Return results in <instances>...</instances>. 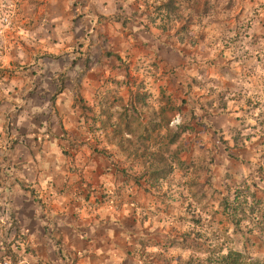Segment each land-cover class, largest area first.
Here are the masks:
<instances>
[{"label":"rangeland","instance_id":"1","mask_svg":"<svg viewBox=\"0 0 264 264\" xmlns=\"http://www.w3.org/2000/svg\"><path fill=\"white\" fill-rule=\"evenodd\" d=\"M125 3L115 22L75 16L85 36L52 66L60 82L72 69L74 104L50 98L45 115L28 105L54 152L40 163L56 170L41 189L54 193L43 209L57 225L56 264L78 262L61 222L91 240L107 226L95 241L107 264H264V0ZM12 103L3 115L15 133ZM13 222L0 264L27 254Z\"/></svg>","mask_w":264,"mask_h":264},{"label":"crops","instance_id":"2","mask_svg":"<svg viewBox=\"0 0 264 264\" xmlns=\"http://www.w3.org/2000/svg\"><path fill=\"white\" fill-rule=\"evenodd\" d=\"M125 4V0H0V234L11 232L15 217L18 233L21 229L28 247L27 254L18 264H56L58 261V231L53 234L57 225L51 223L48 209H43L47 197L54 193L41 191L44 184L52 190L56 180V170L54 172L51 165L40 163L42 156H46L52 164L50 158L54 152L50 142L46 147L38 142L41 135L36 130L37 124L27 117L36 111L45 115L46 108H40L54 105L50 98L55 100L56 108L74 104L73 95H69L74 84L67 79L72 69L61 68L64 76L60 82L55 79L58 68H52L53 62L70 53L74 44L84 38L88 17L99 25L104 18L112 20L107 22H115L116 12L125 10ZM78 12L86 13L83 22L75 21ZM5 18H9V25L5 24ZM43 57L49 58L48 66ZM87 83L90 84L84 82L83 87ZM51 90L59 91L56 98L49 94ZM12 101L21 106L15 133L9 130L3 115ZM28 105L33 106L34 112ZM58 138L56 136L54 140ZM54 140L51 139L53 146ZM58 159L62 160V157ZM10 209L13 210L11 214ZM61 223L64 225L61 242L65 251L78 259L77 264H107L105 249L96 243L103 238L101 234L105 233L107 226H101L103 232H97V237L91 240L72 223ZM4 241L0 240V247L3 245L6 251L14 249V243L8 242L9 246L7 240ZM16 243L20 244L18 240ZM1 251L0 248V254L5 255ZM51 251H55V256Z\"/></svg>","mask_w":264,"mask_h":264},{"label":"trees","instance_id":"3","mask_svg":"<svg viewBox=\"0 0 264 264\" xmlns=\"http://www.w3.org/2000/svg\"><path fill=\"white\" fill-rule=\"evenodd\" d=\"M161 7L162 6H160V8H159V10H161ZM175 6H174V4L173 3H170L169 2V4H166V5H164L163 6V8H167L168 9V11L170 10V12L172 11V9H173V11H174V8ZM183 104H184V102H183ZM175 137V136H174ZM173 137V139H172V143H175V141H176V139ZM239 196V195H238ZM229 207V206H228ZM230 216H232V214H229V217ZM241 220H238V223L240 222ZM8 254L11 256V252L8 250ZM232 254H230V255H228V256H222V258H221V260H226V259H229L230 258V256H231ZM14 262L16 263V259H14Z\"/></svg>","mask_w":264,"mask_h":264},{"label":"built area","instance_id":"4","mask_svg":"<svg viewBox=\"0 0 264 264\" xmlns=\"http://www.w3.org/2000/svg\"><path fill=\"white\" fill-rule=\"evenodd\" d=\"M5 22H9V19H5Z\"/></svg>","mask_w":264,"mask_h":264}]
</instances>
